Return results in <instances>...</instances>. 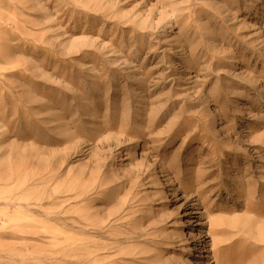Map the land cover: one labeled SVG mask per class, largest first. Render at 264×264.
Returning <instances> with one entry per match:
<instances>
[{
	"label": "rangeland",
	"instance_id": "rangeland-1",
	"mask_svg": "<svg viewBox=\"0 0 264 264\" xmlns=\"http://www.w3.org/2000/svg\"><path fill=\"white\" fill-rule=\"evenodd\" d=\"M218 252L264 264V0H0V264Z\"/></svg>",
	"mask_w": 264,
	"mask_h": 264
},
{
	"label": "bare ground",
	"instance_id": "bare-ground-1",
	"mask_svg": "<svg viewBox=\"0 0 264 264\" xmlns=\"http://www.w3.org/2000/svg\"><path fill=\"white\" fill-rule=\"evenodd\" d=\"M212 228H213V227H212ZM210 236H211V234H210ZM213 240H214V239H213ZM215 244H216V243H214L213 246H215ZM217 255H218V256H216V255L214 256V257H215V261H214V262H215L216 264H222V263H221V258H220L221 255L219 254V252L217 253ZM212 263H213V262H212Z\"/></svg>",
	"mask_w": 264,
	"mask_h": 264
}]
</instances>
